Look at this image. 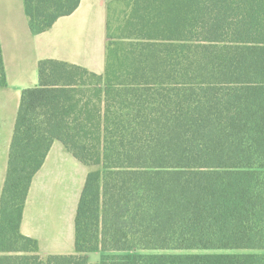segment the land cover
Segmentation results:
<instances>
[{"label": "trees", "instance_id": "16d2710c", "mask_svg": "<svg viewBox=\"0 0 264 264\" xmlns=\"http://www.w3.org/2000/svg\"><path fill=\"white\" fill-rule=\"evenodd\" d=\"M80 2L26 0L31 31ZM107 35L106 76L47 60L23 91L0 264H264V0H116ZM56 141L101 170L80 198L76 254L42 258L21 226Z\"/></svg>", "mask_w": 264, "mask_h": 264}, {"label": "crops", "instance_id": "0c3cea01", "mask_svg": "<svg viewBox=\"0 0 264 264\" xmlns=\"http://www.w3.org/2000/svg\"><path fill=\"white\" fill-rule=\"evenodd\" d=\"M113 1L81 0L74 13L34 34L26 0H0V42L7 76V85L0 87V200L23 91L39 86V65L47 60L104 75L108 10ZM90 172V166L61 142H54L32 181L21 226L23 235L37 241L42 258L76 254L75 220Z\"/></svg>", "mask_w": 264, "mask_h": 264}, {"label": "rangeland", "instance_id": "374dc122", "mask_svg": "<svg viewBox=\"0 0 264 264\" xmlns=\"http://www.w3.org/2000/svg\"><path fill=\"white\" fill-rule=\"evenodd\" d=\"M114 10L117 11L118 13L121 12V9H119V7H115ZM117 70H118V73L121 71L119 66L117 67ZM104 75H102V76H104ZM86 79L88 81H91L89 77H87ZM106 81H107V78L105 77L104 82H106ZM89 166H90L91 172H96V171L101 170V165H89ZM89 254H90V259L89 260H90L91 263H99L101 261V259H102V253L92 252V253H89Z\"/></svg>", "mask_w": 264, "mask_h": 264}]
</instances>
